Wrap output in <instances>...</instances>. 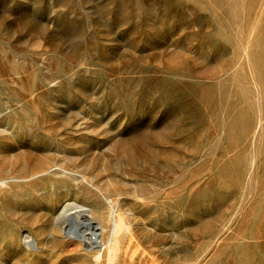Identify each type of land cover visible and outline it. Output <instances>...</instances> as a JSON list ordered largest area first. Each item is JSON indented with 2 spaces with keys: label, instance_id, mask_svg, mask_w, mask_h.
Returning <instances> with one entry per match:
<instances>
[{
  "label": "rangeland",
  "instance_id": "374dc122",
  "mask_svg": "<svg viewBox=\"0 0 264 264\" xmlns=\"http://www.w3.org/2000/svg\"><path fill=\"white\" fill-rule=\"evenodd\" d=\"M0 264H264V0H0Z\"/></svg>",
  "mask_w": 264,
  "mask_h": 264
},
{
  "label": "bare ground",
  "instance_id": "6f19581e",
  "mask_svg": "<svg viewBox=\"0 0 264 264\" xmlns=\"http://www.w3.org/2000/svg\"><path fill=\"white\" fill-rule=\"evenodd\" d=\"M71 208H73L74 211H77V213L80 214L82 218L80 222L75 220V217L72 215V211L70 210ZM92 213L93 211L89 207L80 203L69 201L64 205V207H62V210L59 212L58 217L66 219L67 223L65 231H67L68 234L82 238L87 246L92 245L97 247L99 246L97 244V239L98 237H103V233L106 227L102 228L98 221L92 218ZM111 214L112 216L110 220L112 224V230L105 242L106 244H110V242L113 241V248L111 246L109 247L110 253L113 252L114 247L117 246L118 238L115 235L116 232L125 227V223L121 216L117 217L114 212H112ZM28 240L32 241V238L31 240Z\"/></svg>",
  "mask_w": 264,
  "mask_h": 264
},
{
  "label": "built area",
  "instance_id": "2783aa9c",
  "mask_svg": "<svg viewBox=\"0 0 264 264\" xmlns=\"http://www.w3.org/2000/svg\"><path fill=\"white\" fill-rule=\"evenodd\" d=\"M25 240H26V242H30L28 239H27V234H25ZM97 244L100 246L101 244H102V241L99 239V237H98V239H97Z\"/></svg>",
  "mask_w": 264,
  "mask_h": 264
}]
</instances>
